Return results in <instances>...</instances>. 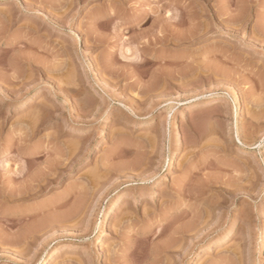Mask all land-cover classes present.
Returning a JSON list of instances; mask_svg holds the SVG:
<instances>
[{
	"label": "rangeland",
	"instance_id": "rangeland-1",
	"mask_svg": "<svg viewBox=\"0 0 264 264\" xmlns=\"http://www.w3.org/2000/svg\"><path fill=\"white\" fill-rule=\"evenodd\" d=\"M0 197V264H264V0H0Z\"/></svg>",
	"mask_w": 264,
	"mask_h": 264
},
{
	"label": "bare ground",
	"instance_id": "bare-ground-1",
	"mask_svg": "<svg viewBox=\"0 0 264 264\" xmlns=\"http://www.w3.org/2000/svg\"><path fill=\"white\" fill-rule=\"evenodd\" d=\"M170 15V14H169ZM175 20V19H174ZM174 27V26H173ZM175 28V27H174ZM173 30V29H172ZM172 32V31H171ZM214 102L213 101H211V100H208V101H204V102H202V104L201 105H199V106H201L202 108H206V107H210L211 105H214L213 104ZM201 108V109H202ZM171 110H173L172 108H171ZM170 110V111H171ZM255 111H256V109H255ZM253 112H254V110H253ZM255 113V112H254ZM253 113V114H254ZM252 114V113H251ZM258 114V113H257ZM254 118V117H253ZM256 119V118H255ZM258 121H260L259 119H258ZM257 121V122H258ZM254 122V121H253ZM259 123V122H258ZM258 123H253L252 124V128L254 129V131H255V127L257 126V124ZM205 124H206V122H205ZM257 127H259V126H257ZM205 128V127H204ZM214 128V127H213ZM261 128V127H260ZM210 129V128H209ZM211 131V130H210ZM209 131V132H210ZM214 131V130H213ZM252 131V130H251ZM203 132H204V130H203ZM255 133V132H254ZM256 133H257V131H256ZM203 134H205V133H203ZM211 134H212V132H211ZM251 134V133H250ZM252 134H253V132H252ZM249 135V134H248ZM256 136V135H255ZM256 138V137H255ZM255 138H253V136L251 137H248V136H246L245 138H243V140H241V139H239L241 142H242V144L243 145H246V146H252V145H254L255 144ZM257 139V138H256ZM77 146V145H76ZM74 147V146H73ZM72 149V148H71ZM76 149V148H75ZM71 151V150H70ZM74 152V151H73ZM73 152H71V153H73ZM134 166V165H133ZM137 166H138V164H137ZM135 167V166H134ZM137 168V167H136ZM132 170V169H131ZM134 170V169H133ZM122 172V171H121ZM135 172V171H134ZM51 176V175H50ZM14 179V178H13ZM31 181V180H30ZM42 183V182H41ZM43 186V185H42ZM24 193V192H23ZM17 196V195H16ZM15 196V197H16ZM14 197V196H13ZM24 197V196H23ZM0 198H2V197H0ZM10 198H12V197H10ZM19 198V197H18ZM77 211V210H76ZM194 231V230H193ZM182 232V231H181ZM185 233V232H184ZM192 234V233H191ZM183 236V235H182ZM261 243H262V246H264V227H263V229H262V234H261ZM180 239H181V237H180ZM182 240V239H181ZM99 243H102V240H101V242H99ZM211 248V245L210 244H208L207 246H206V250H208V251H206L205 253H203V255H202V257H200V259H204V257L206 256V254H208V253H210L209 252V249ZM67 249H69V247L67 246V244H64L63 246H61V247H59V248H57V249H55V251L54 252H52L53 254H51V255H49V257H48V260H50V259H53V258H56V256H58L61 252H64V251H66ZM97 252H96V254H95V261H97L98 263H100V264H103L104 263V259H105V254H104V252L100 249V248H97V250H96ZM202 254V253H201ZM199 259V260H200ZM54 261H56V260H54ZM46 264H53V262L51 263L50 261H48Z\"/></svg>",
	"mask_w": 264,
	"mask_h": 264
}]
</instances>
